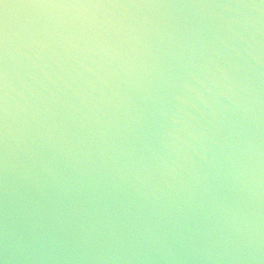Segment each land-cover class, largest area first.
Instances as JSON below:
<instances>
[{
	"label": "water",
	"instance_id": "1",
	"mask_svg": "<svg viewBox=\"0 0 264 264\" xmlns=\"http://www.w3.org/2000/svg\"><path fill=\"white\" fill-rule=\"evenodd\" d=\"M0 264H264V0H0Z\"/></svg>",
	"mask_w": 264,
	"mask_h": 264
}]
</instances>
